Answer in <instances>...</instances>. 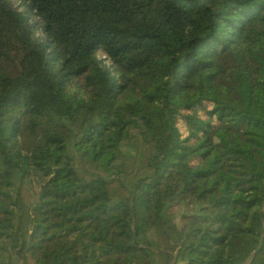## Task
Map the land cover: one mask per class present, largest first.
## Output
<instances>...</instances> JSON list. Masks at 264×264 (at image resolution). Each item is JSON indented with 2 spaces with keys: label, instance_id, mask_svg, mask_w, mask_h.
I'll return each instance as SVG.
<instances>
[{
  "label": "trees",
  "instance_id": "trees-1",
  "mask_svg": "<svg viewBox=\"0 0 264 264\" xmlns=\"http://www.w3.org/2000/svg\"><path fill=\"white\" fill-rule=\"evenodd\" d=\"M179 263L264 264V0H0V264Z\"/></svg>",
  "mask_w": 264,
  "mask_h": 264
},
{
  "label": "rangeland",
  "instance_id": "rangeland-1",
  "mask_svg": "<svg viewBox=\"0 0 264 264\" xmlns=\"http://www.w3.org/2000/svg\"><path fill=\"white\" fill-rule=\"evenodd\" d=\"M181 211H182L181 206L178 207V209L170 210V214L172 215L171 220H173L174 225L181 223V220H179L180 216L178 215V212H181ZM167 221H168V219H167ZM169 224H171V222H169ZM167 238H168V240H171V237L168 236Z\"/></svg>",
  "mask_w": 264,
  "mask_h": 264
},
{
  "label": "water",
  "instance_id": "water-1",
  "mask_svg": "<svg viewBox=\"0 0 264 264\" xmlns=\"http://www.w3.org/2000/svg\"><path fill=\"white\" fill-rule=\"evenodd\" d=\"M255 256V254L252 256V258Z\"/></svg>",
  "mask_w": 264,
  "mask_h": 264
},
{
  "label": "crops",
  "instance_id": "crops-1",
  "mask_svg": "<svg viewBox=\"0 0 264 264\" xmlns=\"http://www.w3.org/2000/svg\"><path fill=\"white\" fill-rule=\"evenodd\" d=\"M179 264H184V263H179Z\"/></svg>",
  "mask_w": 264,
  "mask_h": 264
}]
</instances>
